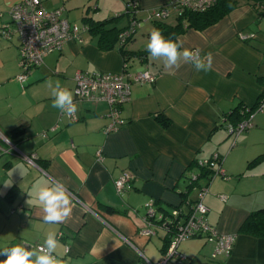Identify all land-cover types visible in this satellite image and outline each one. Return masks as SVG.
<instances>
[{"label": "crops", "instance_id": "crops-1", "mask_svg": "<svg viewBox=\"0 0 264 264\" xmlns=\"http://www.w3.org/2000/svg\"><path fill=\"white\" fill-rule=\"evenodd\" d=\"M21 1L0 0L3 21ZM170 1L138 0L137 17L145 18L148 11ZM126 2L43 0V6L62 8V16L78 25L118 16L106 29L121 30L129 21L124 15ZM260 11L264 9L242 1L205 30L188 29L178 36L184 47L199 49L201 56L212 54V70L207 73L182 60L167 67L150 55L145 64L131 59L129 71L146 68L156 79L131 85L130 100L120 108L126 123L110 133L105 132L109 123L105 104L75 101L74 76L78 71L120 72L119 43L103 51L97 35L83 32L80 39L46 56L20 85L15 79L21 73L19 37L13 34L5 40L0 35V249L34 248L48 231H56L61 264H137L136 249L157 262L165 233L160 230L149 239L138 234L144 226L145 204L152 200L157 211L175 208L187 214L200 187L207 185L194 162L217 154L224 158L226 178L213 179L203 201L209 209L208 222L221 233L235 235V241L229 257L219 256L210 264H264V237L240 231L252 212L264 208V113L256 114L252 127L236 138L226 130V124L236 123L229 116L232 112L253 107L264 96V12ZM173 15L170 24L176 21ZM142 25L147 35L136 38L135 32L125 50L146 49L154 24ZM49 80H59L72 91L78 106L76 121L52 106ZM15 129L19 132L12 135ZM99 150L101 161L96 160ZM19 154L34 156L33 164ZM124 171L133 179L118 194L114 182ZM191 174L199 176L193 185ZM53 182H62L69 192L72 212L67 223L43 220L38 194ZM179 251L186 257L182 264H202L212 245L193 238L181 243ZM5 258L0 255V260Z\"/></svg>", "mask_w": 264, "mask_h": 264}, {"label": "built area", "instance_id": "built-area-1", "mask_svg": "<svg viewBox=\"0 0 264 264\" xmlns=\"http://www.w3.org/2000/svg\"><path fill=\"white\" fill-rule=\"evenodd\" d=\"M214 3L215 0H171L164 6L148 11L143 20H133L130 26L120 33L119 42L123 44L131 38L146 21L164 20L172 13L179 16L185 10L205 11ZM129 8L130 11H139L138 0H131ZM62 13L63 9L60 7L45 9L43 0H22L13 5L7 12V21H3L4 14L0 13L1 37L10 40L13 34H17L20 40L18 52L21 73L15 77L20 85L26 84L30 72L41 66L46 56L59 51L65 43L80 39L81 34L88 30L85 25L69 22L62 16ZM240 38L248 39L250 37L240 35ZM155 79L156 76L146 68L131 72L124 64L118 73L78 71L74 76L75 101L105 104L107 107L106 116L109 119L105 132H115L126 123L121 116L120 108L130 100L131 85L152 84ZM258 113H264V96L258 100L255 106H246L240 109L241 119L235 124H226L228 134L236 138L242 132L250 129L253 125L252 120ZM60 115L65 114L60 112ZM67 117L71 122L77 120L76 114ZM54 130L55 127L51 128V131ZM42 136L46 137V134L43 133ZM19 157L27 163L33 164L34 156L27 157L19 154ZM96 160H102L100 150L96 152ZM223 160L224 158L217 154L206 159L195 160V165L201 170L209 171V174L205 177L207 185L200 187L197 200L190 206L187 214H182L178 209H173L170 213L157 212L152 200L145 204L144 226L138 234L149 239L161 230L169 239V243L157 262H151L139 249L135 248L139 256L137 264H182L186 257L179 251L180 244L193 238H202L212 245L208 261L202 264H210L219 256L229 257L231 255L235 235L221 233L208 222L209 209L203 201L208 192V184L216 177L226 178L222 168ZM198 177L196 174H191L189 176L190 184H195ZM132 179L131 172H122L114 182L116 192L123 193L129 187ZM218 197L221 200L225 199L220 195Z\"/></svg>", "mask_w": 264, "mask_h": 264}, {"label": "clouds", "instance_id": "clouds-1", "mask_svg": "<svg viewBox=\"0 0 264 264\" xmlns=\"http://www.w3.org/2000/svg\"><path fill=\"white\" fill-rule=\"evenodd\" d=\"M146 51L151 58L161 60L167 67L176 66L182 60L192 65L197 72L207 73L212 70L213 57L211 53L200 55V50H190L184 47L180 37L166 38L162 30L153 28L146 44ZM52 97V106L61 113L72 117L77 112L73 93L63 87L59 80L46 82ZM43 212V220L48 224L67 223L71 216V198L67 187L62 182H53L42 187L38 194ZM60 245L58 233L48 231L42 244L29 248L15 245L0 249V255L6 258L0 264H61L56 252Z\"/></svg>", "mask_w": 264, "mask_h": 264}, {"label": "trees", "instance_id": "trees-1", "mask_svg": "<svg viewBox=\"0 0 264 264\" xmlns=\"http://www.w3.org/2000/svg\"><path fill=\"white\" fill-rule=\"evenodd\" d=\"M130 1L131 0H127L126 9L124 12V15H126L129 19L126 28L121 30H118L115 27L106 29L107 27L106 25L115 22L118 16L101 22L88 19L86 21V24H84L85 26L88 27L87 31L98 36V47L101 50L103 51L112 50L115 48L116 44L119 43L118 51L120 52L123 58V64L126 66L127 63L133 58L138 59L141 64H145L148 61V55H149L146 49L139 51L125 50L126 44L133 40L135 34L127 41H125L123 44L119 42L120 33L125 29H127L133 20L141 21L144 19L137 17L139 11L137 12L130 11L129 8ZM242 1H245L246 3H251L254 7L256 8L258 7V9L261 8L264 9V0H215V3L205 11L197 12V11L185 10L181 15L176 17V21L174 24L167 23L166 19L151 21V23L154 24V28H158L162 30V33L166 38L168 37L175 38L182 35L188 29H194L197 31L205 30L206 28L220 21L224 16L229 14L235 8H237ZM261 12L264 11H260V13ZM240 109L236 112H232L229 115V116L233 115L235 117L236 123L241 119ZM18 132L19 130L15 129L11 132V134L15 135ZM201 171H202L201 175L203 174V176L205 177L209 174V171H205V170H201ZM157 212H162V211L158 209ZM170 212L171 210L167 212L163 211L162 213H170ZM240 231L256 237H264V208L252 212L241 226ZM168 243H169V239L166 238L165 236L164 245L161 247L160 250L161 255L162 253L165 252Z\"/></svg>", "mask_w": 264, "mask_h": 264}, {"label": "rangeland", "instance_id": "rangeland-1", "mask_svg": "<svg viewBox=\"0 0 264 264\" xmlns=\"http://www.w3.org/2000/svg\"><path fill=\"white\" fill-rule=\"evenodd\" d=\"M173 14H175V13H173ZM173 14H171L166 20L169 22V24L170 23H173V21H174V15ZM147 28H145L143 25L136 31L137 32V37L136 38H140L141 36H142V34H146L147 35V32L145 31ZM136 34V33H135ZM185 244H187V243H185ZM185 244H183L182 245V248H183V246L185 245Z\"/></svg>", "mask_w": 264, "mask_h": 264}]
</instances>
